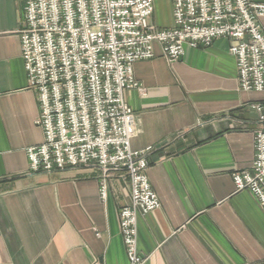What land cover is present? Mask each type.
Here are the masks:
<instances>
[{"label": "crops", "instance_id": "1", "mask_svg": "<svg viewBox=\"0 0 264 264\" xmlns=\"http://www.w3.org/2000/svg\"><path fill=\"white\" fill-rule=\"evenodd\" d=\"M163 4L169 21L157 27L169 28L171 0H153L154 11ZM22 18V0H0V264H127L119 227L130 204L126 176L109 173L101 200L95 169L29 173L26 149L43 137L20 56ZM229 46L221 38L185 47L173 61L155 45L153 59L133 65L147 93L124 94L131 148L152 150L146 176L160 203L137 216L144 264H264V212L231 178L252 164L249 106L262 95L239 89Z\"/></svg>", "mask_w": 264, "mask_h": 264}, {"label": "built area", "instance_id": "2", "mask_svg": "<svg viewBox=\"0 0 264 264\" xmlns=\"http://www.w3.org/2000/svg\"><path fill=\"white\" fill-rule=\"evenodd\" d=\"M20 56L37 102L35 125L42 142L28 147L29 173L97 170L99 197L111 172L126 176L130 204L119 210L127 264H144L137 251V216L160 205L146 170L152 150H133V112L124 94L147 90L133 65L153 59L154 46L176 61L185 47L230 41L238 87L262 95L249 108L257 115L253 161L235 171V191H248L264 212V4L251 0H171L172 26L153 21V0H22Z\"/></svg>", "mask_w": 264, "mask_h": 264}, {"label": "rangeland", "instance_id": "3", "mask_svg": "<svg viewBox=\"0 0 264 264\" xmlns=\"http://www.w3.org/2000/svg\"><path fill=\"white\" fill-rule=\"evenodd\" d=\"M152 21H154V24L156 26L164 25L169 21L167 10H166V4H163L162 6L156 7L153 16Z\"/></svg>", "mask_w": 264, "mask_h": 264}]
</instances>
